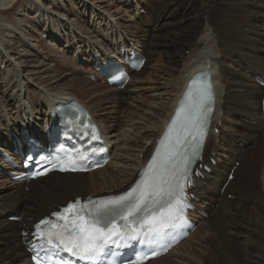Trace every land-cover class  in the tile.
<instances>
[{
	"label": "bare ground",
	"instance_id": "6f19581e",
	"mask_svg": "<svg viewBox=\"0 0 264 264\" xmlns=\"http://www.w3.org/2000/svg\"><path fill=\"white\" fill-rule=\"evenodd\" d=\"M133 52L146 61L140 71H131L122 90L106 85L100 91L97 86L90 97L74 91L78 72L95 74L98 59L105 61L103 67L110 64L109 56L121 54L118 62H123ZM151 63L155 65L146 72ZM204 68L213 74L216 102L204 147V163L211 172L202 169L204 177H196L193 188L199 199L193 218L200 226L166 255L146 264H264V168L263 192L256 183L255 190L251 184L238 185L248 151L264 154V87L257 78L264 79V0H0V264H31L19 225L28 231L36 219L74 197L119 195L141 180L139 172L151 160L188 79ZM61 69L64 76L56 74ZM162 77L170 89L167 101L138 100L143 91L158 89ZM85 83L92 84L88 79ZM91 98L101 110L125 106L128 129L107 126ZM70 99L86 105L101 125L111 146L109 163L87 174L50 173L29 184L2 176L8 173L2 150L18 159L30 136L47 145L51 138L37 128L44 122L56 125L54 106ZM21 123L29 127L27 132L12 135L9 142L10 130L18 133ZM9 145L15 149H7ZM237 160L242 163L223 191ZM204 212L209 214L206 219ZM15 214L22 216L21 224L9 221ZM201 233L197 246L187 251Z\"/></svg>",
	"mask_w": 264,
	"mask_h": 264
},
{
	"label": "snow or ice",
	"instance_id": "6c2138e0",
	"mask_svg": "<svg viewBox=\"0 0 264 264\" xmlns=\"http://www.w3.org/2000/svg\"><path fill=\"white\" fill-rule=\"evenodd\" d=\"M211 99L209 89L195 105V110L189 106L177 113L178 120L183 116L181 128L185 134L182 138L178 137L175 144L170 141L167 143L160 170L150 181H142L122 196L98 204L90 201L92 207L87 212L84 209L88 205H81L76 220L70 225L42 220L36 225L38 236L46 239L49 245L62 247L70 255L89 261L90 264H96L108 255H116L108 245L117 244V241H123L125 245L131 242L144 243L143 237L148 243L163 242L165 229L176 227L175 221L182 218L184 208L188 207L183 201L184 189L189 182V165L198 157L200 143L197 137L203 136V126L211 112ZM92 138L99 139L94 126ZM95 151L93 149V153ZM78 158L87 161L89 156L85 153ZM68 163L75 170L76 160L69 157ZM64 170L61 166V171ZM73 207L74 204H70L63 211L69 212ZM53 215L58 219L63 218L61 212ZM117 219L123 221L122 228L117 227ZM33 259L36 264H40L37 257ZM140 260L137 257V261Z\"/></svg>",
	"mask_w": 264,
	"mask_h": 264
},
{
	"label": "rangeland",
	"instance_id": "374dc122",
	"mask_svg": "<svg viewBox=\"0 0 264 264\" xmlns=\"http://www.w3.org/2000/svg\"><path fill=\"white\" fill-rule=\"evenodd\" d=\"M115 1V3L116 4H119L120 3V1L121 0H114ZM138 2L140 1V0H137ZM88 19L89 20H92L91 19V16L90 15H88ZM162 34V33H161ZM156 63V62H155ZM155 63H151V64H149V68L150 69H146V72H149L151 69H152V66H154L155 65ZM70 66L73 68V63H70ZM158 67V66H157ZM80 71V70H79ZM81 72L82 71H80V73L78 72L77 73V80H76V83H75V85L73 86V89H74V91L76 92V93H78L80 96H83V97H85V96H88V97H90V95H89V92H91V90H97V86H98V88L99 87H101V88H99L100 89V91L102 90V88L103 87H106V83L105 82H103V81H98V79L97 80H90V82L92 83V84H86L85 83V80L87 79V77H86V74L85 75H81ZM56 74L58 75V76H64V74H65V69H61V70H59L58 72H56ZM67 76L66 77H62V79H61V82H65L66 80H67ZM158 79V78H157ZM89 80V79H88ZM164 81H165V77H162L161 78V80L159 81V82H157V86H158V89H156L155 91H151V90H145V91H143L141 94H139L138 96H137V98H138V100H142V99H144V98H149V100L151 101V100H154V101H151V102H156V103H159L160 101L159 100H161V98H162V100L163 101H167V99H168V97H169V92H170V89L168 88V87H165V85H164ZM152 94V95H151ZM155 96H154V95ZM160 94H161V96H160ZM162 94H164V95H162ZM159 95V96H158ZM149 96V97H148ZM158 96V98H157V100H155L156 98L155 97H157ZM153 98V99H152ZM165 99V100H164ZM90 103H92L93 105H94V110H96V114H98L97 116H98V118H100V117H104L106 120H107V126L108 125H112V124H117V126H118V129H119V131H122V132H124V131H126L128 128H127V126L125 127L124 125H125V123H124V108H125V106H120V107H118L117 109H115L114 107H111V109H105V110H101V106L98 104V100L97 99H95V98H91L90 100ZM161 104H163V103H161ZM109 111H111V112H109ZM104 113V114H103ZM105 113H107V114H105ZM112 115V116H111ZM113 117H115L116 118V121H113ZM101 120V119H100ZM104 125V124H103ZM113 126H115L116 127V125H113ZM133 124H131L130 126H129V128L130 129H132L133 128ZM40 130H42V127L40 126V127H38ZM115 133H117V132H115ZM149 141H150V139H148V141H146V142H148L149 143ZM132 142V141H131ZM121 144V141L119 140V141H117L116 142V145H120ZM132 144V143H131ZM130 144V145H131ZM239 146H243L242 144H240ZM264 154L263 153H257V152H255V151H253V150H251V151H248V153H247V155H246V157H245V159H246V161H245V166H244V169H242V171L239 173V179H238V185L240 186V185H247V186H249L250 184H251V187L252 188H254V190H255V186H254V184L256 183L257 185V187H258V189L261 191V192H263V188H262V185H261V177H262V168H264V164H263V161H264V156H263ZM263 158V159H262ZM209 159V158H208ZM239 163V164H238ZM240 163H242V161H239V160H237L236 162H235V165L232 167V168H234V167H239V165H240ZM258 167H259V169H258ZM111 169H109V171H110ZM257 170V171H256ZM264 170V169H263ZM108 171V172H109ZM234 174H235V172H234ZM87 177H89V176H87ZM260 178V179H259ZM248 179L249 180V182H250V180H251V182L249 183V182H247L246 180ZM253 180V181H252ZM8 184L10 183V182H7ZM29 189H26V191H28ZM54 191V193L56 192V190L54 189L53 190ZM92 191V190H91ZM259 192V191H258ZM72 193H70V195H71ZM87 194H90V193H87ZM87 194H82L81 196H85V195H87ZM73 196V195H72ZM234 197H235V195L233 194V193H229L228 194V198L229 199H234ZM206 203H208L207 201H205V204ZM23 205H28V204H23ZM22 208H24L23 206L20 208V210L22 209ZM220 208H222V209H224V206H221ZM20 210H19V212H20ZM13 216H16V214L15 215H13ZM18 224H21V221L20 222H18ZM199 226H200V224L198 223V227L196 228V230L199 228ZM20 228H22L20 225H19V229ZM195 230V231H196ZM194 231V232H195ZM201 235H202V233L200 234V235H197L195 238H194V240L192 241V242H190V244H188L187 246H186V248H187V251H190L191 249H193L195 246H197V244L199 243V241H200V239H201ZM199 236V237H198ZM198 240V241H197ZM195 241V242H194ZM197 242V243H196ZM8 244H10V243H8ZM189 249V250H188ZM156 264H161V263H156ZM170 264H171V262H170Z\"/></svg>",
	"mask_w": 264,
	"mask_h": 264
}]
</instances>
